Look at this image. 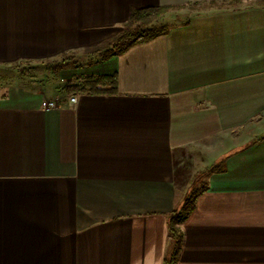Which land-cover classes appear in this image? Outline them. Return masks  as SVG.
I'll return each instance as SVG.
<instances>
[{"label":"crops","instance_id":"1","mask_svg":"<svg viewBox=\"0 0 264 264\" xmlns=\"http://www.w3.org/2000/svg\"><path fill=\"white\" fill-rule=\"evenodd\" d=\"M201 3L233 5L60 60L132 8ZM45 61L63 83L0 86V264H163L198 173L176 264H264V0H0V67ZM84 75H115L116 93L63 90Z\"/></svg>","mask_w":264,"mask_h":264},{"label":"trees","instance_id":"2","mask_svg":"<svg viewBox=\"0 0 264 264\" xmlns=\"http://www.w3.org/2000/svg\"><path fill=\"white\" fill-rule=\"evenodd\" d=\"M236 2V1H235ZM170 9L168 6H150L132 8L120 30L102 42L86 47L84 53L100 54L102 60L121 54L131 46L147 42L166 32V28L156 26V20ZM78 83L67 81L63 90L70 94L85 92L89 94H114L117 89L115 75H84L77 77ZM206 189L203 173L196 174L190 183V189L181 206L172 211L167 219L170 249L163 264H176L181 248L182 231L180 225L186 220L195 207L197 197Z\"/></svg>","mask_w":264,"mask_h":264},{"label":"rangeland","instance_id":"3","mask_svg":"<svg viewBox=\"0 0 264 264\" xmlns=\"http://www.w3.org/2000/svg\"><path fill=\"white\" fill-rule=\"evenodd\" d=\"M230 4V5H229ZM233 3H222V4H212V3H201V4H188L181 7H174L168 9L164 15L156 20V26H163L166 29L175 23L185 22L189 15H193L200 12H205L208 10H213L217 8L229 7ZM118 32V31H117ZM85 54L83 51H75L66 53L61 58V62L66 61L67 63L73 64V61L80 62L81 58ZM62 69L59 66H55L50 63V61H45L39 66L30 67L29 65H13V66H1L0 67V86H40L43 83H47L48 86H53L55 84L63 83L59 80V70ZM195 159L198 156H194ZM197 164H199L198 160ZM199 166V165H198ZM200 168V167H199ZM196 167L194 168V170ZM201 170H203L201 168Z\"/></svg>","mask_w":264,"mask_h":264},{"label":"built area","instance_id":"4","mask_svg":"<svg viewBox=\"0 0 264 264\" xmlns=\"http://www.w3.org/2000/svg\"><path fill=\"white\" fill-rule=\"evenodd\" d=\"M63 98H53V99H43L40 103V107L44 111H49L51 109H55L60 107L63 103ZM76 97H69L70 103H75Z\"/></svg>","mask_w":264,"mask_h":264}]
</instances>
